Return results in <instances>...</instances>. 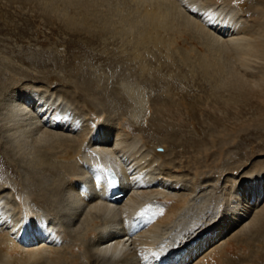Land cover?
I'll return each mask as SVG.
<instances>
[{"label": "bare ground", "instance_id": "bare-ground-1", "mask_svg": "<svg viewBox=\"0 0 264 264\" xmlns=\"http://www.w3.org/2000/svg\"><path fill=\"white\" fill-rule=\"evenodd\" d=\"M12 8L70 34L132 43L130 67L139 61L146 74L152 55L162 72L187 68L212 94L152 98L151 81L128 76L112 94L118 106L99 93L105 84L81 81L79 66L68 86L48 89L0 59V166L14 174L0 183V264H133L131 246L137 264H264V156L226 162L246 131L264 128V0H0V18ZM191 124H206L199 138L176 130ZM108 169L121 180L116 200Z\"/></svg>", "mask_w": 264, "mask_h": 264}, {"label": "rangeland", "instance_id": "rangeland-1", "mask_svg": "<svg viewBox=\"0 0 264 264\" xmlns=\"http://www.w3.org/2000/svg\"><path fill=\"white\" fill-rule=\"evenodd\" d=\"M2 10L6 13V11H9L10 9H7V10L2 9ZM17 11L20 13V11L18 9L12 8L11 12L9 14L7 13L5 15L4 19L0 18V59L7 58L6 63L4 62L5 65L7 64L10 67H15L16 70L19 69L18 71H20L21 73H23L25 70V73H26L25 77H24L25 82L28 81V83L29 82L31 83L34 81L36 82L39 80L40 81L43 80V82H47L46 84H47L48 89H50L51 87H52L51 89H54V88L55 89H57V88L61 89V88L68 86V84L65 83V82H67L66 79H69L70 78L69 76L71 74L72 75L75 74V72L73 70L79 66L80 69L82 68V70H84V74L86 75V76L84 75V76L80 77V78H82L81 81H83L85 78L87 79L89 76H91V78H95L96 81H98V83L100 85L105 84L104 87H102L105 90H103L102 88L99 87V93L102 92L101 93L102 95H104V96L106 95L105 97H108L107 98L108 104L112 103L113 105L115 104V105L119 106V104H117V101H115L114 96H112V94L114 91H116L117 87H120V84L123 82V79H125L128 76H129V80H133V81H136V80L139 81L140 80V82L144 81V83H145V81L146 82L148 81L147 83L151 84V87L154 84V86H153L154 91L152 92V95L153 94L154 95L150 96L151 93L148 95L152 98H154L155 96H158V94H160V95L163 93H166V94L169 93L170 94L172 92V94H177V98L183 96L184 94H188L191 96V97L188 96V101H191V100H193V98H195V95H197V94H199V95H205V94L210 95V94H212V89H211L210 84H207V82L205 80H202V78H200V80H197L198 82L196 81V83H197L196 84L195 80L192 79V76H191L192 74L189 71H187L188 70L187 68L183 69L185 72H182L181 74H179L181 72V70L179 71V68H177L175 65H173V66H170L169 68L164 69V71L162 72V70H161L162 68L160 66L161 63L158 61L157 58L153 57L152 55L149 56L148 61L150 60L149 62L152 63V66L154 69L152 68L153 70H151V68H148V70H149V71H147L148 73L146 72V74H145V73L141 72V70H142L141 68L143 66H141V64H139V61L135 60L136 63L137 62L138 63L136 64V63L132 62L133 65L131 64V67H130V64L128 65L126 63V58L129 57V53H127L126 50H128L132 47V43H129V44L126 43L125 44V42L123 40L114 39L110 35L106 38L107 40L104 38L102 39L100 37L99 38L97 37L96 39H91L89 36H84V35L83 36H77L73 33L70 34L66 31H63L62 29L59 28V26L57 27V25L52 26V24L45 23V21L43 22L42 19H39V18L35 17L33 14L27 13L26 11L22 12V14H18ZM5 13H3V14H5ZM104 40L106 42H104ZM125 54H127V55H125ZM124 64L126 65V67ZM136 65L137 66L140 65V66L137 67ZM123 66H124V68L122 69ZM157 69H160L161 72H159ZM6 72L7 73L5 74V77L8 78L10 76V74L8 73V71H6ZM157 72H159V73L156 74ZM172 73H174L176 78L179 80L170 79L171 80V82H170L169 76ZM176 73H177V75H176ZM149 75H151L152 77ZM155 75L166 76V79H164L162 76L161 77L162 79L159 78V80H158L157 77L155 78ZM5 77L3 78L4 80L6 79ZM185 77H188V78L186 79ZM150 78H152V80ZM154 78L156 79V81ZM183 78H185V79H183ZM32 79H35V80H32ZM36 79H38V80H36ZM186 80H188V81H186ZM190 80H192V81H190ZM150 81L153 84L150 83ZM166 81L170 82V84H167L168 82H166ZM172 81L174 83H172ZM199 82L202 83L204 86H201L202 84H200ZM174 84H176L177 86ZM148 86H150V85H148ZM112 88H114V89H112ZM177 88L179 89V92H178ZM108 94H110V95H108ZM100 97H102V96H100ZM248 111H246V113L248 112L247 115H246V113H244L246 116L243 118L244 120L245 119L246 120L253 119V116L256 113V111H254L252 109H250ZM112 114H114V113H112ZM148 115H146V116L142 115V116H144L142 118V121H144V122L141 123V126H144L145 128H148V125H149V122L147 119L150 118V116L148 117ZM114 116H111V117L114 118ZM236 116H238V115L236 114ZM241 116H243V114H241L240 117ZM199 117L201 118L200 120H205L207 118L206 116H203L201 113L199 114ZM240 117L238 116L236 118H240ZM185 118H187V120L190 119V121H192L190 116H188V115L185 116ZM92 119H93V117L91 118V116L87 117V122L89 121L90 126H91V122H92L91 120ZM156 119H157V117L155 114L154 121H155V123H158V120H156ZM194 126H195V128H194ZM205 126H206V124L204 125L203 128L199 124H195V125L191 124L190 127H182V128H180L179 126H176V130L181 129L180 132L183 131L182 132L183 138L184 137H190V135H192V134L196 138H199V133H197L195 131L205 129ZM153 130H154V128H153ZM171 130H172V128L170 129V131ZM186 130H187V132H186ZM148 132H149V130L146 132H142V135L144 137L143 138L144 142H150L151 141V139H150L151 137L149 136ZM151 133H152V131H151ZM155 133L156 132H154V134ZM161 136L162 135H159L158 137L161 139ZM4 140L2 139L3 142H4ZM151 142H152V144L154 143L153 141H151ZM235 145H233L234 147H232V149L230 150V153L228 154V156L226 158V162L231 163L233 161L237 162V161L242 160L245 162L249 161L248 164H250L251 161L258 158V156H264V128L255 129L254 127H251L248 131H246L242 135V137H240L238 139V143H236ZM171 149H176V151L180 150L181 152H183V148H176L175 146H171ZM156 150L160 153L165 152V148L160 147V146L157 147ZM2 160L3 159L0 156V161H2ZM2 169L3 168H1V166H0V183L4 181L2 179L4 177L10 176V178L13 180L14 174L11 173L10 171L3 172ZM188 169H189L188 167L183 168L182 170H180L181 173L179 172V169H177L178 171H175V172L176 173L179 172L181 174V176L183 177L184 174L188 171ZM179 173L177 175H179ZM186 177H188V179ZM186 177L185 178H186L187 182H189L191 177L190 176H186ZM12 183H14V180L12 181ZM185 183L186 182H184V184ZM188 184H189L188 186L190 187L191 184L190 183H188ZM9 186H11V184ZM188 186L186 188V187H184V186L182 187L180 185V186H178V187H180L178 189L176 186V190H179L180 193L188 192V189H189ZM12 195L14 197L13 193H12ZM253 203H251V204H253ZM85 211H86V209H85ZM206 217H208V216H206ZM201 224L203 226H205V223L201 222ZM202 225L196 226L198 228L195 227V231L193 229L190 232V235L194 236L195 234H197V232H200ZM73 227L74 226H72L71 228L72 229L77 228L76 226H75V228H73ZM204 236H208V235L206 233L200 235V239H202L203 243L205 242V240H203V239H205ZM210 237H211V235H210ZM191 238L186 237L184 242L185 241H187V243L190 242L192 240ZM189 239H191V240H189ZM224 239L219 240L217 243H214L212 246L219 245L221 242H223ZM170 241L171 240L168 239L165 242L166 245H164L163 247L165 248L166 246L171 244ZM211 247L209 249H207L206 251L209 252L211 250ZM135 251L136 250L133 249V247L131 246V250L129 251V254H126L127 252L125 253L126 257L129 258V261L132 263L134 262L133 264H135V263L137 264L139 262L138 260H136V257L131 258V257H133ZM130 259H132V260H130Z\"/></svg>", "mask_w": 264, "mask_h": 264}]
</instances>
